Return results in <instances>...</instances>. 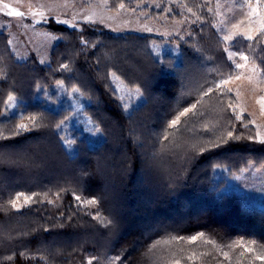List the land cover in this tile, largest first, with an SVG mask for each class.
Returning <instances> with one entry per match:
<instances>
[{
    "label": "trees",
    "instance_id": "1",
    "mask_svg": "<svg viewBox=\"0 0 264 264\" xmlns=\"http://www.w3.org/2000/svg\"><path fill=\"white\" fill-rule=\"evenodd\" d=\"M177 1L194 20L179 63L155 59L151 37L52 25L60 41L42 67L17 62L0 33V264H87L93 256L92 264H264V211L217 195L212 179L216 167H264V142L222 83L236 70L212 0ZM120 5L134 9L110 0L111 10ZM231 47L264 75V28ZM111 76L144 97L130 113ZM57 83L89 100L84 112L105 137L97 147L80 140L73 155L65 150L59 128L69 110L36 98ZM9 97L20 116H2Z\"/></svg>",
    "mask_w": 264,
    "mask_h": 264
},
{
    "label": "rangeland",
    "instance_id": "2",
    "mask_svg": "<svg viewBox=\"0 0 264 264\" xmlns=\"http://www.w3.org/2000/svg\"><path fill=\"white\" fill-rule=\"evenodd\" d=\"M128 1L133 2L134 9L120 5L113 11L110 0H0V33L8 37L9 50L17 62L34 60L42 67L51 64L53 49L60 41V36L50 30L52 25L77 31H82L85 25L99 26L114 35L151 37L154 41L150 43V50L155 59L160 61L169 55L179 63L181 42L191 35L194 27V20L184 4L177 0H164L165 5L162 0ZM251 7L257 9L256 14L249 15L251 9L247 0H212L210 10L216 21L215 28L227 46V58L236 70L224 85L235 96L237 114L248 117L257 139L264 141V110L261 107L264 75L244 53L231 47L238 39L248 40L247 35L255 38L263 29L264 4L251 0ZM17 12L22 15H16ZM227 36L233 38L225 39ZM238 64L243 67H237ZM111 84L125 113L144 101L137 89L131 90L115 76H111ZM12 98L6 102L2 114L5 118L20 116L18 99ZM36 98L52 111L69 110L59 128L68 154L76 152L80 140L92 148L104 141L103 133L84 112L89 100L77 89L70 90L57 83ZM212 179L217 195L234 193L240 197L243 207L264 211V167L250 166L243 172L231 174L225 168L216 167ZM16 209L20 207L16 205Z\"/></svg>",
    "mask_w": 264,
    "mask_h": 264
},
{
    "label": "snow or ice",
    "instance_id": "3",
    "mask_svg": "<svg viewBox=\"0 0 264 264\" xmlns=\"http://www.w3.org/2000/svg\"><path fill=\"white\" fill-rule=\"evenodd\" d=\"M259 2H260V0H257V4H259ZM247 3H248V5H249V7H250V9H251L250 12H249V15L256 14V13H257V9L251 7V0H247ZM5 7H7V5H5ZM121 7H123V5H121ZM15 14L18 15V16H19V15H22V13H19V12L15 13ZM9 15H12V13H9ZM262 28H264V23H262ZM232 38H233L232 36H227V37H225V39H232ZM246 38L249 39V40H252V39H253V37H252L251 35H247ZM233 55H236V53H233ZM241 55H242V58H243V59H247L246 56H243V54H241ZM237 67H243V65H239V64H238ZM237 79H239V77H237ZM222 83H228V81L225 80V81H222ZM229 91H231V90L229 89ZM9 99L11 100V99H13V98H12V97H9ZM261 107H262V110H264V97L261 98ZM188 111H190V110H189V109H185L184 112L180 113V116L185 115ZM180 116H177L176 119H174L173 121H171V124H172V125H176V124L180 121ZM238 118H239V117H238ZM18 127H19V129L24 130V129L27 128V125H25V124H20V125H18ZM228 135L231 136L232 133L229 132ZM262 142H264V141H262ZM21 196H24L25 202H27V201H29V200L31 199V197L25 196L23 193H18L17 196H16V199L18 200ZM76 199L79 200L80 198H79V197H76ZM10 203H12V206H13V207L16 206L15 201H10ZM86 203H87V204H98L99 201L96 200V199L94 198V199H91V200L86 201ZM97 216H99V213H97ZM101 219L103 220L104 218L101 217ZM105 223H106V224H110L111 221H107V220H105ZM199 235H200V236H203V233H200ZM189 239H191V240L194 241V240L197 239V236H192V237H190ZM21 255H24V254L22 253ZM26 258H27V257H26ZM7 259L12 260L13 257H8ZM115 259H116V260H119L120 257H116ZM93 260H99V257H95V256L90 257V258L88 259V261H87V264H92ZM177 264H179V262H177Z\"/></svg>",
    "mask_w": 264,
    "mask_h": 264
}]
</instances>
